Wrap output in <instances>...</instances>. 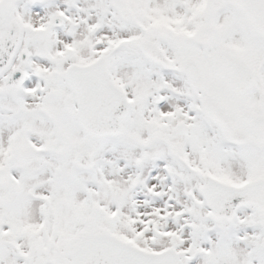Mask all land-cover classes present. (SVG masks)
<instances>
[{
  "label": "snow or ice",
  "instance_id": "snow-or-ice-1",
  "mask_svg": "<svg viewBox=\"0 0 264 264\" xmlns=\"http://www.w3.org/2000/svg\"><path fill=\"white\" fill-rule=\"evenodd\" d=\"M0 264H264V0H0Z\"/></svg>",
  "mask_w": 264,
  "mask_h": 264
}]
</instances>
